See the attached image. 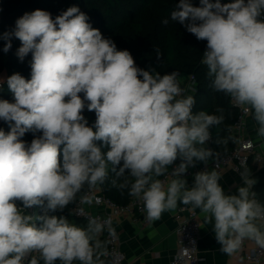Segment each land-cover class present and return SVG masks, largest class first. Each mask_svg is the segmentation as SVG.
<instances>
[{
  "label": "clouds",
  "instance_id": "1",
  "mask_svg": "<svg viewBox=\"0 0 264 264\" xmlns=\"http://www.w3.org/2000/svg\"><path fill=\"white\" fill-rule=\"evenodd\" d=\"M199 4L179 0L170 18L207 42L201 64L211 88L251 117L264 147V0ZM89 19L77 6L54 19L37 9L0 33L4 53L15 38L19 61L31 54L30 79L0 77L13 96L0 99V120L10 129H0V264H106L108 241L100 237L105 230L116 237L111 217L89 215L81 227L49 213L72 204L85 215L81 206L100 203L95 193L110 173L113 188L142 202L149 225L182 204L212 224L225 255L238 253L245 241L264 250V203L247 161L240 162L237 194H225L219 153L205 147L225 110L194 113L196 100L187 92L196 89L181 87L178 72L138 67ZM85 109L95 113L94 123ZM26 133L33 134L30 143ZM210 158L215 168L195 173L189 188L182 176ZM33 208L43 214L30 213Z\"/></svg>",
  "mask_w": 264,
  "mask_h": 264
},
{
  "label": "trees",
  "instance_id": "2",
  "mask_svg": "<svg viewBox=\"0 0 264 264\" xmlns=\"http://www.w3.org/2000/svg\"><path fill=\"white\" fill-rule=\"evenodd\" d=\"M179 0H0V33L14 27L15 21L26 12L40 9L51 13L53 19L69 7L77 6L88 15L89 23L93 28L99 29L105 38L112 39L118 50H128L136 65L145 70L154 69L161 75L171 72H182L185 75L194 74L196 77V91L193 92L196 103L193 112L200 110L209 114H219L217 108H223L225 120L217 128H210L213 136V150L226 154L233 147L234 141L228 140L227 144L218 145L215 141L227 140L229 136L234 137L232 124L237 116V109L232 106L230 99L223 93L215 92L211 88V81L207 77V68L201 64L202 54L206 49V41L197 38L187 32L179 22L171 20V12ZM193 6H200L199 0H190ZM95 17H100L97 21ZM169 23L164 25L163 20ZM4 41L0 40V74L7 73V77L20 73L26 79H30L31 54L20 62L16 51L20 47L18 39H12V48L8 53L3 52ZM159 50L160 59H157ZM0 99L13 101V96L5 83L0 87ZM84 115L89 124L94 123L95 113L85 109ZM0 129L9 131V126L3 120L0 121ZM231 129V131H229ZM33 134L26 133L23 139L30 143ZM178 161V160H177ZM176 161V163H177ZM252 176L257 180L253 189L258 198L264 203V164L258 166L250 163L247 165ZM111 173L109 180L101 186L102 192L117 204H127L131 196L128 190L123 193L111 186ZM70 204L60 215L69 218L70 222L81 227L87 226V220L76 217L72 212ZM71 213V214H70ZM102 241H108L107 232L101 235ZM108 247V244H107ZM106 264H110L108 257Z\"/></svg>",
  "mask_w": 264,
  "mask_h": 264
},
{
  "label": "crops",
  "instance_id": "3",
  "mask_svg": "<svg viewBox=\"0 0 264 264\" xmlns=\"http://www.w3.org/2000/svg\"><path fill=\"white\" fill-rule=\"evenodd\" d=\"M255 128V122L248 115L244 134L256 143L263 158L262 163L257 165L261 166L264 164V147H261L260 142L256 139ZM205 147L210 149V144L206 142ZM218 153L221 155V150ZM213 159L210 158L208 163ZM201 164L204 163L197 162L196 165ZM239 171L241 170H237L232 165H228L221 170L222 179L219 183L225 194H237L238 187L242 186ZM182 178L187 180V186L190 188L194 182V176H184ZM100 192H102L101 187L96 193ZM85 207L93 213L110 211V208L106 205H98L95 202L93 205H85ZM181 207H184V205H178L174 212L163 213L161 219L151 225L145 221L144 214L138 220H134L127 214L116 215L113 226L119 233L124 264H171L172 257L177 249L176 228L179 220L177 212ZM185 207L190 208V206ZM195 210L198 212L201 222V234L198 244L199 255L202 257L200 264H256L245 259V253L256 247L254 242L245 241L238 253L233 256L225 255L220 251L221 245L215 238L212 224L205 223L200 210ZM30 213H35V208L31 209ZM259 264H264V258Z\"/></svg>",
  "mask_w": 264,
  "mask_h": 264
},
{
  "label": "built area",
  "instance_id": "4",
  "mask_svg": "<svg viewBox=\"0 0 264 264\" xmlns=\"http://www.w3.org/2000/svg\"><path fill=\"white\" fill-rule=\"evenodd\" d=\"M227 2H231V0H221V3ZM178 73V79L180 81L181 87L188 88L189 85H191L192 88H195L196 77L194 74L185 75L182 72ZM187 94L192 95L193 92L189 90ZM236 109L237 116L234 123L232 124V132L235 135L234 145L228 153L219 155L220 171L228 165L234 166L237 170H242L240 168L241 160H246L247 165L250 163L261 164L263 161L262 155L258 150V147L254 140L245 136L244 134L248 115H245L241 109ZM212 138L213 136L211 134V139L208 141V143L210 144V149L213 150V146L211 144ZM257 157H259V159H257ZM179 163L180 161L178 160L176 164ZM216 163L217 160L214 158L213 161H211L207 165L201 164L196 165L195 167H189L187 173L182 177L194 176L195 173L200 171H211L215 168ZM161 179L164 178L161 177ZM95 195L100 199V203H98V205H106L110 208V211L93 213L88 210L85 205H83L81 207H83L85 215H77V206L74 205L72 207L73 214L76 217L83 218L85 220H87V216L89 215L100 216L101 218L111 217L112 222L116 215L127 214L130 215L134 220H138L144 214L142 211V202L138 201L134 197H131L130 201L127 204H117L110 198L106 197L102 192L95 193ZM177 213L179 218L178 226L176 228L177 249L172 257L171 264H200L202 257L199 255L198 244L201 234V222L198 216V212L184 206L179 208ZM115 231V238L109 236L108 232L106 231L108 239V251L110 254L108 256V259L110 264H124V254L121 249L119 233L116 228ZM263 258L264 250L259 249L257 246L245 253V259L248 262L259 264L262 262Z\"/></svg>",
  "mask_w": 264,
  "mask_h": 264
},
{
  "label": "rangeland",
  "instance_id": "5",
  "mask_svg": "<svg viewBox=\"0 0 264 264\" xmlns=\"http://www.w3.org/2000/svg\"><path fill=\"white\" fill-rule=\"evenodd\" d=\"M96 18V20L97 21H100L101 20V18L100 17H95ZM6 76H7V73L6 72H3V73H1L0 74V77H2V78H6ZM1 123V122H0ZM29 211L31 212V209H29ZM34 214H37V215H39V214H43V212H42V210L41 209H39V208H35V213ZM49 214H52V215H57V216H61L60 214H59V212H55V213H49ZM39 225V222H37V226Z\"/></svg>",
  "mask_w": 264,
  "mask_h": 264
}]
</instances>
